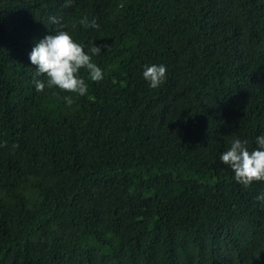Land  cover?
Here are the masks:
<instances>
[{"label":"trees","instance_id":"trees-1","mask_svg":"<svg viewBox=\"0 0 264 264\" xmlns=\"http://www.w3.org/2000/svg\"><path fill=\"white\" fill-rule=\"evenodd\" d=\"M53 16L101 48L83 96L34 87ZM261 133L264 0H0V264H264V181L219 160Z\"/></svg>","mask_w":264,"mask_h":264},{"label":"clouds","instance_id":"clouds-1","mask_svg":"<svg viewBox=\"0 0 264 264\" xmlns=\"http://www.w3.org/2000/svg\"><path fill=\"white\" fill-rule=\"evenodd\" d=\"M49 22L56 28L39 39L28 54L29 62L35 68L34 87L37 91L54 87L83 96L88 85L81 75V69L85 70L90 81L99 82L103 79V70L92 60V56L98 54L101 48L93 45L85 51V46L65 30L57 17H50ZM78 23L84 27H98L95 21L89 24L86 16L81 17ZM166 71L162 63H146L142 66L141 75L147 86L155 89L164 83ZM41 76L44 79L38 78ZM63 99L69 105L73 102L70 95H65ZM219 160L232 170L234 180L244 187L254 181H264V133L255 137V147L251 150L246 139L233 137L227 149L219 155ZM256 199L264 204V193Z\"/></svg>","mask_w":264,"mask_h":264}]
</instances>
